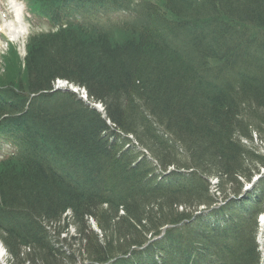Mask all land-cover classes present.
Here are the masks:
<instances>
[{
  "label": "trees",
  "instance_id": "16d2710c",
  "mask_svg": "<svg viewBox=\"0 0 264 264\" xmlns=\"http://www.w3.org/2000/svg\"><path fill=\"white\" fill-rule=\"evenodd\" d=\"M143 3L144 25L126 28L121 41L77 27L33 36L17 82L7 83L13 90L4 98L17 107L1 104L0 116H14L24 150L19 160L0 162V241L10 264H75L77 257L107 263L160 235L177 206L185 219L186 211L209 205L210 177H221L218 193L227 197L264 166V155L246 144L254 129L264 143V0ZM58 79L87 90L88 102L55 91ZM30 92L39 94L26 111ZM105 116L141 146L125 150L127 141L118 142ZM144 147L153 158L133 164ZM156 165L191 173L183 172L179 187L165 178L157 184L159 177L149 176ZM255 213L221 249L219 264L260 263ZM69 214L81 238L68 244L51 224ZM174 230L157 244L170 242ZM186 249L202 248L185 242ZM176 250L162 251L166 264Z\"/></svg>",
  "mask_w": 264,
  "mask_h": 264
},
{
  "label": "bare ground",
  "instance_id": "6f19581e",
  "mask_svg": "<svg viewBox=\"0 0 264 264\" xmlns=\"http://www.w3.org/2000/svg\"><path fill=\"white\" fill-rule=\"evenodd\" d=\"M142 25L143 22H139L138 25ZM144 25V24H143ZM6 33L7 36H11L12 38H14L15 41L18 42L19 38H20V34H23L22 29H20L17 26H6ZM64 81V80H63ZM62 82V80L60 81ZM12 86H10L7 83H0V94L2 95H7V94H11L12 92ZM86 91V95H87V90ZM35 93V92H34ZM34 93L30 92V94L34 95ZM68 100L67 102L64 104L65 107L67 108L68 106ZM31 106L28 105L26 107V111L30 108ZM49 108V107H48ZM105 123L106 125H110V128L113 132L117 133L118 135H120L117 139L118 142H123V141H127L126 145H125V150L126 148H129V150H133V146H138L141 144L139 143L137 140L136 142H132L130 139H135V137L133 136V134H129V133H124L123 131H121L120 129L116 128L114 125H111L110 120L105 116ZM129 141H128V140ZM141 146V145H140ZM150 153V150H148L146 147H144L141 150V153H139L137 155L136 159H133V164H137L138 161L140 160V162L144 163L147 162L148 157L153 158ZM118 160L122 159L125 155L124 152L121 151V154H118ZM156 164V163H155ZM171 167H163V166H157L156 168L154 166H152L150 168V174L149 176H157L159 177L157 180V184L161 182L162 179H166L171 187H179L178 184L182 183L180 182L184 175H183V171H181L180 169H178L177 167L174 166V170L171 172V174L169 173ZM264 172H262L261 170L259 171V173L255 174V176H261L263 175ZM148 176V177H149ZM255 176L252 177V179H255ZM221 179L220 176L216 175L213 177H210L208 179L209 181V185H210V189L215 188L216 190H218L219 192L222 190L221 189V184L219 182V180ZM217 181V183L215 184V182ZM243 184L239 187L238 193L244 194L246 196H248L250 199L252 198V200L254 199L252 196V192L249 191L248 188V184L249 182H247L246 180L242 182ZM220 201L224 202L225 205L229 206V203L231 202L229 196H222V197H217L216 199H214L208 206L211 207L214 211L217 210L218 208V204L220 203ZM252 203V202H251ZM250 203V204H251ZM253 204V203H252ZM254 205V204H253ZM238 208H233L230 207L228 210H221L222 212V218H225L222 221V225H218L216 227V224H212V223H207L210 222V218L209 216L212 215H208L207 218H204L202 215L199 216L197 214V212L199 211L200 207H196L195 210H189L186 211L187 214H189L190 217H187L185 219H181L180 215L185 208H183V206H177L176 210L173 213V217H172V221L170 224H168L169 226H178V227H174L173 229V236L170 238L171 240L173 238L177 239L179 237H183V241H176L175 245L174 243L171 244V240L168 243H159L157 244L158 241H161L163 238L162 237H158V236H152L148 239H146L148 246L147 249H153L155 250V252L153 254H147L145 257V260H142L143 262H147L150 260L151 264H164L165 258L167 257V254L165 252H162L165 248H169L170 245H172L173 248H175V246L178 248V250H176L175 252H172L168 258L169 259H174L175 257L178 258V261L176 264H183L184 262L188 264H219L218 262L221 260V256L222 254L224 255V253L221 251L222 248L224 247H229L232 243V239L233 237L241 230V228L244 227V224L251 218V214L249 213V211L247 210L248 206L244 205L242 203H240V205H238ZM167 215H169L168 213H166ZM218 214H220V212L218 211ZM217 215V213H215V216ZM193 220L192 224H188L190 221ZM230 220L231 222V226H227L228 224H226L228 221ZM204 223H207V226H205ZM235 225H238L239 227H234ZM216 227L217 231L214 230V228ZM193 229H196L197 232L194 234H190V232L193 231ZM236 232H234V231ZM231 232V238H229V234ZM198 236V238H196V236ZM187 242L188 245L192 246V247H200L202 249L200 254H197V256L189 253V251L183 250L184 249V243ZM140 248H143V246H141ZM146 250V248H145ZM175 250V249H174ZM140 261V262H142ZM128 264H132L133 262H135V260H132L130 262V260H127ZM140 264V263H139Z\"/></svg>",
  "mask_w": 264,
  "mask_h": 264
},
{
  "label": "rangeland",
  "instance_id": "374dc122",
  "mask_svg": "<svg viewBox=\"0 0 264 264\" xmlns=\"http://www.w3.org/2000/svg\"><path fill=\"white\" fill-rule=\"evenodd\" d=\"M20 29H22V26L17 25ZM25 29V28H24ZM23 33L26 31L22 30ZM26 34V33H25ZM25 34L22 35L20 34V38L17 41L14 40V38H12L11 36H3V38H0V81H2L3 83H11L14 82L16 83L17 80L15 79L17 74H18V70L21 68V64L24 61L23 58L27 52V40L25 39ZM252 35L255 36L256 35V31L252 32ZM1 37V36H0ZM66 85V84H65ZM84 101H86V99L84 98ZM98 106V105H97ZM255 130V129H254ZM252 132V138L253 140H249L248 143H246L247 145L249 144L250 147H252L253 149L258 150L261 154L264 155V143H263V138H261V135L258 133H256V131ZM252 168L254 169L255 167L252 165ZM260 170L262 172H264V166L260 167ZM217 183V181L215 182V184ZM212 190H215L216 192L218 190H216L215 188H213ZM262 190H264V184H260L259 187L256 186L255 190L252 192L253 194V198H258V196L262 195ZM252 191V190H251ZM240 201H246V200H240ZM247 203L253 202L252 200L250 201V199L248 198V200L246 201ZM248 205V204H247ZM90 223L92 224V228H94L95 230H98L100 232V230L98 229V224H96L95 221H90ZM213 224V223H212ZM218 225H222V223L219 221L218 218V224H216V227ZM52 227L57 228L58 227L62 230H64L62 232L61 236V242L64 240V242H67L69 244L70 241H76L78 242V240L81 238V236L79 235V228L80 225L77 223L76 218L75 217H71V215H65L64 218H62L59 223L57 225L55 224H51ZM207 226V225H205ZM216 227L214 228V230H217ZM52 228V229H54ZM77 247V246H74ZM258 247H260V245H258ZM74 249V248H73ZM259 248V252H260ZM72 252L74 253V250H72ZM77 252V251H76ZM155 252V250L153 252H151V254H153ZM9 258V254L8 251L5 249V247L3 246L2 242L0 241V264H10L11 261L8 260ZM145 260V257L143 256L142 258H140L137 262L139 263L140 261ZM135 264H138V263ZM134 263V262H133ZM140 264H147L146 261L145 262H140Z\"/></svg>",
  "mask_w": 264,
  "mask_h": 264
}]
</instances>
